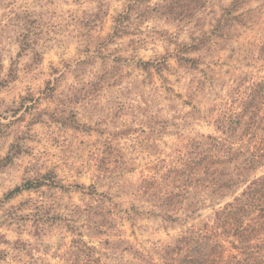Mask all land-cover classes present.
Wrapping results in <instances>:
<instances>
[{"label": "clouds", "instance_id": "obj_1", "mask_svg": "<svg viewBox=\"0 0 264 264\" xmlns=\"http://www.w3.org/2000/svg\"><path fill=\"white\" fill-rule=\"evenodd\" d=\"M0 264H264V0H0Z\"/></svg>", "mask_w": 264, "mask_h": 264}]
</instances>
